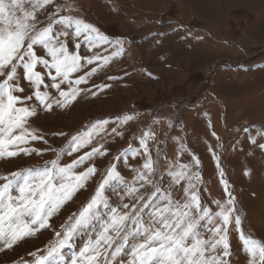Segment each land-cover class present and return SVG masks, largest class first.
I'll return each instance as SVG.
<instances>
[{"label":"rangeland","instance_id":"374dc122","mask_svg":"<svg viewBox=\"0 0 264 264\" xmlns=\"http://www.w3.org/2000/svg\"><path fill=\"white\" fill-rule=\"evenodd\" d=\"M55 4L65 9L62 14L83 19L110 41H122L124 51L87 85H81L91 88L95 96L81 93L67 108L54 107L51 112L37 109L39 115L29 123L44 139L22 147L42 154L0 158V176L48 166L72 136L102 120L110 123L93 144L102 143L107 154L76 169L83 171L94 164L96 173L51 217L50 227L12 249L0 250V264H34L29 253L38 249L43 251L37 255H46L57 239L55 233L62 232V226L75 219L73 214L82 211L111 166L131 186L134 170L141 168L145 158H133L131 151L123 153L130 146L139 149L146 132L153 134L148 147L157 161L154 182L169 188L168 165H189L201 175L198 190L202 205L216 211L214 202L228 199L221 184L222 171L228 191L235 197L233 220L238 216L243 235L264 244V149L259 147L264 143V0H55ZM54 10L49 5L37 15L45 21ZM77 42L82 56L93 52L107 56L115 51L111 45H103L90 52L83 37L79 41L69 38L70 51H76ZM82 74L78 72L73 78ZM105 84L110 87L104 91L96 87ZM124 115L134 119L117 128L112 121ZM59 132L66 135H53ZM90 148L71 156L62 153L61 163H69ZM193 157L200 162L198 168ZM184 187L183 181L172 186L174 200L183 201ZM141 192L149 194L144 188ZM104 195L112 207L133 202L125 184L106 186ZM106 211L101 209L100 214ZM98 228L77 231L71 247L63 249V257L70 260ZM229 243L231 264H249L234 222L229 226ZM122 258L128 259L118 256L113 264Z\"/></svg>","mask_w":264,"mask_h":264},{"label":"snow or ice","instance_id":"6c2138e0","mask_svg":"<svg viewBox=\"0 0 264 264\" xmlns=\"http://www.w3.org/2000/svg\"><path fill=\"white\" fill-rule=\"evenodd\" d=\"M49 5L55 10L42 21L38 10L47 11ZM64 11L56 6L55 0H0V158L17 157L21 153L42 154L22 147L30 141L44 139L29 123L39 115L37 109L51 112L54 107H69L81 93L91 92L95 96L97 93L91 88L81 85H87L92 76L124 51L122 41H110L93 25L71 14H62ZM70 37L77 41L83 37L90 52L103 45H111L115 51L107 56L96 52L82 56L79 42L74 45L76 51H70ZM91 65L95 66L84 71ZM78 72L83 74L73 78ZM96 87L104 91L110 85ZM26 90H30L29 94L24 95ZM133 119L132 115H124L112 123L118 128ZM109 123V120L98 121L83 133L72 136L67 147L57 152L56 159L47 162L44 168H27L0 176L4 181L0 184V250L12 249L27 237L50 227L51 217L85 187L95 175L96 167L92 164L83 171L76 169L96 156L107 154L102 143L93 144V141L106 131ZM117 128L112 131L117 132ZM152 137L151 132L144 133L139 149L133 150L130 146L123 153L127 155L131 151L133 158H145L141 168L134 170L132 185L128 186L116 167L111 166L82 211L73 214L75 219L62 226V232L55 233L57 239L47 254L37 255L43 251L40 249L29 253L34 257V264H113L118 256L128 257L122 258L119 264H231L229 226L233 222L240 232L243 250L250 257L249 264H264V244L243 235L238 216L233 220L235 197L228 191L223 172H220L221 184L228 199L216 200V211L202 205L198 190L201 175L189 165H168L171 185L164 188L153 180L157 161L152 159L148 147ZM90 145L89 151L69 163H61L62 153L71 156ZM259 147L264 149V143ZM193 160L198 168L199 160L195 157ZM182 181L185 182L184 199L176 201L171 189ZM113 184H125L133 202L110 206L104 191ZM142 188L149 192L147 196L141 192ZM101 209L107 210L104 215L100 214ZM96 225H99L97 232L83 248L70 260L64 258L63 249L71 247L76 232Z\"/></svg>","mask_w":264,"mask_h":264}]
</instances>
